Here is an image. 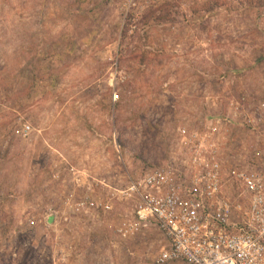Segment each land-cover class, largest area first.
Masks as SVG:
<instances>
[{
    "label": "rangeland",
    "instance_id": "1",
    "mask_svg": "<svg viewBox=\"0 0 264 264\" xmlns=\"http://www.w3.org/2000/svg\"><path fill=\"white\" fill-rule=\"evenodd\" d=\"M263 102L264 0H0V264H157L156 226L115 231L132 202L74 204L183 166L180 130L214 118L207 145L243 160Z\"/></svg>",
    "mask_w": 264,
    "mask_h": 264
},
{
    "label": "built area",
    "instance_id": "2",
    "mask_svg": "<svg viewBox=\"0 0 264 264\" xmlns=\"http://www.w3.org/2000/svg\"><path fill=\"white\" fill-rule=\"evenodd\" d=\"M119 99L113 95V102ZM229 123V118L208 120L200 135L181 129L190 147L183 166L152 167L111 198L77 201L76 210L106 214L114 210V199L132 202L133 215L115 231L130 238L156 226L167 242L157 264H264V102L243 119L251 131L263 126L256 147L226 167L211 149L216 143L208 146L207 140ZM31 131L25 123L16 133L27 137Z\"/></svg>",
    "mask_w": 264,
    "mask_h": 264
},
{
    "label": "crops",
    "instance_id": "3",
    "mask_svg": "<svg viewBox=\"0 0 264 264\" xmlns=\"http://www.w3.org/2000/svg\"><path fill=\"white\" fill-rule=\"evenodd\" d=\"M54 221L57 222L54 216L48 218V222H54Z\"/></svg>",
    "mask_w": 264,
    "mask_h": 264
}]
</instances>
